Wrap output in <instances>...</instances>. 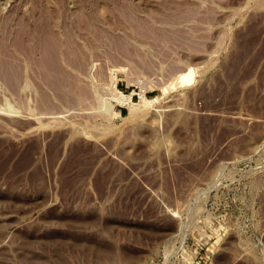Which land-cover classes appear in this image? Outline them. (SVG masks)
<instances>
[{
    "label": "rangeland",
    "instance_id": "rangeland-1",
    "mask_svg": "<svg viewBox=\"0 0 264 264\" xmlns=\"http://www.w3.org/2000/svg\"><path fill=\"white\" fill-rule=\"evenodd\" d=\"M0 59V264H264V0H0Z\"/></svg>",
    "mask_w": 264,
    "mask_h": 264
},
{
    "label": "bare ground",
    "instance_id": "bare-ground-1",
    "mask_svg": "<svg viewBox=\"0 0 264 264\" xmlns=\"http://www.w3.org/2000/svg\"><path fill=\"white\" fill-rule=\"evenodd\" d=\"M39 25H41V22ZM38 29L42 35L38 44L39 45L38 49L41 54V63L45 65V68L48 71L47 80L50 81L53 74L58 75L59 73L57 54L59 48H61L62 45L61 42L58 40V38L56 39L55 36L53 35L54 33H52L47 21L46 24L43 22L42 26H39ZM18 43H17L18 47L19 46L21 47V45H19ZM0 72L5 78L8 79V81H10V83H12L14 79L13 77H15V72L12 69L11 62L0 59Z\"/></svg>",
    "mask_w": 264,
    "mask_h": 264
},
{
    "label": "built area",
    "instance_id": "built-area-1",
    "mask_svg": "<svg viewBox=\"0 0 264 264\" xmlns=\"http://www.w3.org/2000/svg\"><path fill=\"white\" fill-rule=\"evenodd\" d=\"M115 88H116V84H115ZM119 92L121 93V91H119ZM123 95H124V94H123ZM135 96H136L137 98H139V95H138V94H131L130 97H129V101H132V99H133ZM142 96H146V93L143 94Z\"/></svg>",
    "mask_w": 264,
    "mask_h": 264
}]
</instances>
